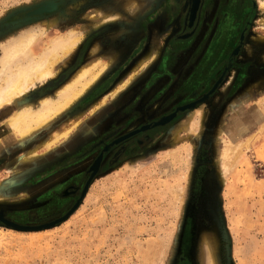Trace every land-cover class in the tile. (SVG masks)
I'll list each match as a JSON object with an SVG mask.
<instances>
[{
    "label": "rangeland",
    "instance_id": "1",
    "mask_svg": "<svg viewBox=\"0 0 264 264\" xmlns=\"http://www.w3.org/2000/svg\"><path fill=\"white\" fill-rule=\"evenodd\" d=\"M43 1L0 0V44L43 23L52 24L49 37L73 27L81 40L56 65V74L9 107L0 124L20 104L37 107L42 96L52 97L89 60L107 65L29 140L0 149L4 218L37 225L64 215L79 200L49 228L18 231L0 222V264H204L203 239L210 235L217 264H264V114L258 120L248 116L231 136L249 144L224 177L215 148L233 100L249 95L244 110L264 98L259 0H201L191 25L188 0ZM46 4L54 6L17 22ZM14 22L18 26L10 27ZM217 80L193 107L102 150L115 137L197 101ZM78 115L81 121L64 140L24 158ZM98 153L101 167L81 196Z\"/></svg>",
    "mask_w": 264,
    "mask_h": 264
},
{
    "label": "bare ground",
    "instance_id": "2",
    "mask_svg": "<svg viewBox=\"0 0 264 264\" xmlns=\"http://www.w3.org/2000/svg\"><path fill=\"white\" fill-rule=\"evenodd\" d=\"M200 2L201 0H188V21L196 14L195 12H197ZM259 3L264 7V0H259ZM53 6V4L41 6L39 7L40 9H35L36 11L34 10L32 13H26L25 17L17 22L26 23L32 19L33 14L44 13L46 10L52 9ZM107 16H102L101 14L99 18L106 19ZM103 19H100L98 22L102 23L104 21ZM17 22H14L10 27L14 28L18 26L16 24ZM51 25L49 23H43L37 28L34 27V29L33 27L30 29L25 28V31L21 29L19 34L9 37L0 44V117L6 116V111L9 107L16 106L20 99L34 86L39 85V83H44L53 77L56 74V65L69 57L80 42L81 32L75 28L73 29V27L67 28L66 30L58 29L53 36L49 37L47 30ZM233 52L238 53L239 48L234 49ZM150 57L152 58V56ZM143 63L144 60L139 63L137 68H133V73H136L142 67ZM106 65L107 63L101 62L100 59L96 61L94 59L92 61L89 60L77 68L60 87H57L52 97L42 96L43 98L39 100L40 102H38L37 107H34L30 103L20 104L22 106L12 111L0 124V149L7 147L8 143L26 142L29 140L50 119L56 117L61 111L68 108L76 99L81 97L97 80ZM65 75V73H62L58 79L62 81ZM123 84L121 82L114 91L120 89ZM263 99L259 97L256 102L254 101L255 104L252 102V108L243 110L242 107L249 101V95L244 93L242 96L234 99L227 109L221 120L215 143L217 152L216 161L219 165L220 177H224L225 172L233 165L242 147L246 148L249 144H247L248 138L234 141V139H231V136L234 137V135L239 134L241 127L248 121V116H253V119L258 120L257 117L259 118L261 113L264 114ZM96 107L94 105L92 110ZM80 121L81 117L79 115L74 116L61 126L60 129L51 132L46 140L26 151L27 153L24 155V158H32V156L34 157L46 152L56 143L64 140ZM224 130H227L228 133H224ZM100 163V154L89 163L87 168L89 176L84 183L82 193L86 192L89 181L97 173ZM203 240L204 264H217L214 236H206Z\"/></svg>",
    "mask_w": 264,
    "mask_h": 264
},
{
    "label": "water",
    "instance_id": "3",
    "mask_svg": "<svg viewBox=\"0 0 264 264\" xmlns=\"http://www.w3.org/2000/svg\"><path fill=\"white\" fill-rule=\"evenodd\" d=\"M195 13H197V12H195ZM195 17H196V14H194V16H193V18L191 20L189 19V21H188L189 25H191L193 23ZM236 48H239V47H236ZM218 83H219V81L217 80V82L214 84L212 89L207 94H205L201 98H199L197 101H193V102H190L188 104H185V105H182V106H178L176 108V110L174 112L170 113L169 115L163 116L160 119H158L157 121H153L151 123L144 124V125L140 126L139 128L134 129L133 131L129 132L126 136H123L122 138L113 141V143H117V142H119V141H121V140H123V139H125V138H127L129 136H131V135H134L135 133H137L139 131H143V130L149 129V128L154 127L156 125H163L164 123L169 121L173 116H175L177 111H183L185 109H189V108L193 107L197 102L202 101L203 99H205L207 97V95H209V93H211L212 91L215 90V88L217 87ZM105 149H106V147L103 150H105ZM83 194L84 193L81 192V196H83ZM78 203H79V200H77L76 203H75L76 207H77ZM75 205H74V207H75ZM74 207H72L70 210H68L64 215H62V216H60V217H58V218H56L54 220H51V221H48V222H44V223H40V224H37V225H21V224H18V223H14L13 221H10V220L4 218L1 214H0V222L3 223L7 227H10V228H13V229H16V230H21V231L41 230V229L52 227L56 223H59V222L63 221L64 219H66L68 217V215L72 211H74V209L76 208V207L75 208Z\"/></svg>",
    "mask_w": 264,
    "mask_h": 264
},
{
    "label": "flooded vegetation",
    "instance_id": "4",
    "mask_svg": "<svg viewBox=\"0 0 264 264\" xmlns=\"http://www.w3.org/2000/svg\"><path fill=\"white\" fill-rule=\"evenodd\" d=\"M200 3H201V2H200ZM199 5H200V4H199ZM198 8H199V7H198ZM136 129H137V128H136ZM133 130H134V129H133ZM133 130H131V131H133ZM131 131H129V132H131ZM129 132H127V133H125V134H123V135H120V136H118V137H115V138L112 139L109 143L104 144V146L102 147V150H103L105 147H106L105 150H109V149H111L112 145L114 144L113 141H114L115 139L118 140L119 138L125 136V135L128 134ZM105 150H104V151H105ZM99 154H101V153H98L97 155H99ZM97 155H96V156H97ZM96 156H95V157H96ZM100 156H101V163H102V161H103V155L101 154ZM95 157H94V158H95ZM94 158H93V159H94ZM101 163H100V165H101ZM100 167H101V166H100ZM99 169H100V168H99Z\"/></svg>",
    "mask_w": 264,
    "mask_h": 264
}]
</instances>
